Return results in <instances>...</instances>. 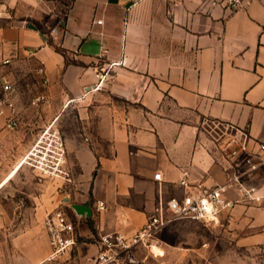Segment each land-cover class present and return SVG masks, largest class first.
<instances>
[{
  "label": "crops",
  "instance_id": "obj_1",
  "mask_svg": "<svg viewBox=\"0 0 264 264\" xmlns=\"http://www.w3.org/2000/svg\"><path fill=\"white\" fill-rule=\"evenodd\" d=\"M0 5V59H9L0 65V89L7 83L16 88L19 111L28 95L50 99L42 127L57 119L76 178L66 188L40 179L34 209L42 240L32 234L22 244L14 240L30 248L26 264H90L86 259L97 253L101 235L130 236L159 204L182 196L181 167L191 181L224 184L225 163L219 156L213 162L204 121L231 125L264 143V0L233 13L206 0ZM109 67L107 82L91 89L95 73ZM11 133L0 118V149ZM247 181L264 195V169L250 172ZM96 202L105 209L96 211ZM58 207L74 223L76 245L49 261L44 219ZM229 215L245 217L241 245L264 246V200L238 204Z\"/></svg>",
  "mask_w": 264,
  "mask_h": 264
},
{
  "label": "built area",
  "instance_id": "obj_2",
  "mask_svg": "<svg viewBox=\"0 0 264 264\" xmlns=\"http://www.w3.org/2000/svg\"><path fill=\"white\" fill-rule=\"evenodd\" d=\"M254 1L256 0H206L209 7L221 8L230 13ZM97 24H101V21H97ZM7 64L9 59H0L1 66ZM95 77L97 82L91 89L98 90L109 79L110 67L97 71ZM15 92L16 88L12 84L1 85L0 118H4V127L8 131L16 130L21 124V113L14 101ZM49 105L50 99L45 94L31 96L28 100L29 108L33 109ZM56 121L54 118L40 128L15 168L28 167L41 180L60 184L62 188L72 187L76 184L75 172L67 164L64 137L56 126ZM211 123L213 127L205 128V131L214 146L213 154L211 153L213 162H218L219 156L225 163L226 182L207 186L200 181H191L188 168H179L178 185L184 190L182 196L172 197L164 205L159 204L145 224L130 236L121 233L101 235L98 239L97 253L87 258V262L90 264H124L126 260L132 262L130 252L139 246L151 248L156 233L167 226L171 218H185L210 224L221 213L230 212L238 204L259 203L264 200V195L259 193V189L247 181L250 172L264 169V143L251 141L246 133L231 125L214 121ZM235 159L239 161H233ZM153 178L160 181L161 174L156 173ZM95 209L104 210V203L96 202ZM44 227L50 247L47 260L59 258L76 245L74 223L60 207L46 214Z\"/></svg>",
  "mask_w": 264,
  "mask_h": 264
},
{
  "label": "rangeland",
  "instance_id": "obj_3",
  "mask_svg": "<svg viewBox=\"0 0 264 264\" xmlns=\"http://www.w3.org/2000/svg\"><path fill=\"white\" fill-rule=\"evenodd\" d=\"M61 1L64 4L68 0ZM30 97L26 96L20 108L21 126L3 139L0 149V183L15 174L0 189V264H26L25 257L30 248L15 245V238H19L21 244L30 234L40 242L42 240L34 209L42 193V182L32 169L15 168L23 154L22 147L32 143L50 113L49 107L29 108ZM211 122L204 121V127H213ZM243 218L235 220L229 212L221 213L210 224L171 218V222L155 235L152 246L157 247L134 248L129 254L133 261L126 260L124 264H264V246L249 248L241 245L247 234ZM146 255L149 258L142 261Z\"/></svg>",
  "mask_w": 264,
  "mask_h": 264
},
{
  "label": "bare ground",
  "instance_id": "obj_4",
  "mask_svg": "<svg viewBox=\"0 0 264 264\" xmlns=\"http://www.w3.org/2000/svg\"><path fill=\"white\" fill-rule=\"evenodd\" d=\"M154 247H157L156 245H153ZM153 246L150 248V249H152L153 248ZM154 250V249H153ZM152 251V250H151ZM155 252L157 251V248H156V250H154Z\"/></svg>",
  "mask_w": 264,
  "mask_h": 264
},
{
  "label": "water",
  "instance_id": "obj_5",
  "mask_svg": "<svg viewBox=\"0 0 264 264\" xmlns=\"http://www.w3.org/2000/svg\"><path fill=\"white\" fill-rule=\"evenodd\" d=\"M91 88H92V87H91ZM67 201H68V197H67V198H65L63 202L65 203V202H67Z\"/></svg>",
  "mask_w": 264,
  "mask_h": 264
}]
</instances>
